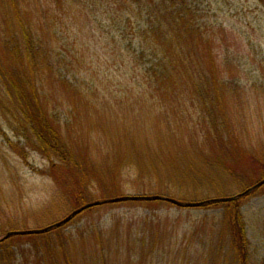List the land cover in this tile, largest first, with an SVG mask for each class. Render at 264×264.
I'll return each mask as SVG.
<instances>
[{"label":"trees","instance_id":"16d2710c","mask_svg":"<svg viewBox=\"0 0 264 264\" xmlns=\"http://www.w3.org/2000/svg\"><path fill=\"white\" fill-rule=\"evenodd\" d=\"M256 1L264 7V0ZM68 21L72 23L70 31ZM68 32L72 37L76 36L78 42L68 43V38L65 39ZM213 34L204 27L193 0H0V131L5 125V130L16 140L13 142L2 135L8 148L19 158L26 159L25 152L30 150L48 162L41 174L52 179L60 192L52 205L55 208L68 206L64 209L67 214L56 208V222L48 226L42 224L40 228L59 222L90 203L124 196L123 185L116 183L118 176L113 173L108 178L113 186L117 184L113 189L107 188L106 181L95 179L92 182L91 163L88 159H79L74 151L75 135L90 136L93 132L92 121L86 125L80 121L81 104L86 110L85 118L93 110L102 108L93 103L100 96L97 90L85 88L86 83L75 78L81 70L87 71L90 48L85 37L87 41L97 35L105 39L104 67L110 72L112 68L120 71L125 81H134L138 95L130 93L132 99L166 100L171 104L188 99V107L197 106V120L206 121L214 146H220L222 150L208 156V163L212 164L211 170L217 178L222 179L225 174L236 177L228 167V163L235 162L233 155L236 153V158L245 155L249 161L242 179L249 184L245 190L254 187L242 198L254 197L264 188V184L255 186L264 180V160L259 164L258 157L253 158L250 151H242L239 144L232 143L230 138L237 137L228 131L231 122L224 123V112L232 105L228 107L223 100L232 99L241 112L244 104L235 100L243 101L247 95L245 87L240 85L243 82L240 74L231 68L233 65L239 68L236 65L238 58L225 51L220 59L223 71L220 70ZM109 44L112 45L110 50ZM102 96L105 98L106 94ZM62 104L69 117L63 123L58 119L61 113H57ZM102 128L109 131L108 125ZM232 144L237 147L233 148ZM257 164L261 167L254 166ZM113 165L148 169V165L138 160L136 163L132 159L127 161L124 154L117 157ZM246 175L251 177L250 180L245 178ZM169 180L175 182L176 178ZM154 196L167 198L158 193ZM242 198L228 202L219 201L224 198L199 201L201 209L214 206L222 209L219 232L230 243V249L221 259H235L232 264H237L238 260L245 264L248 254L249 242L240 213ZM171 199L186 202L180 197ZM143 223H149L147 218ZM67 224L41 235H30L36 239L32 243L31 264H108L112 247L114 259L108 261L110 264H151L148 258L165 250L160 247L164 241L159 231L142 230L140 234L137 231L136 235L135 232L132 236L129 234L125 239L126 253H123L119 248L123 244L118 237L112 239L116 240L119 246L114 245L118 248L108 247L101 232L92 231V235H87L94 240L91 243L79 231L65 233ZM9 228V232L18 229L17 226ZM14 237L29 235L10 239ZM136 251L138 260L135 261L131 256L136 255ZM217 252L220 255L223 249L217 248ZM13 255L14 252L8 251L4 257L7 259L2 263L11 264ZM123 255L125 263L121 259ZM178 261L174 259L173 264Z\"/></svg>","mask_w":264,"mask_h":264},{"label":"rangeland","instance_id":"374dc122","mask_svg":"<svg viewBox=\"0 0 264 264\" xmlns=\"http://www.w3.org/2000/svg\"><path fill=\"white\" fill-rule=\"evenodd\" d=\"M193 2L204 27L214 33V48L220 70L223 71L220 59L225 51L238 58L239 63L236 65L239 68L234 65L231 68L235 70L234 73L240 74L243 81L240 85L245 87L247 96L243 101L235 100L236 103L244 104L241 112L237 105H233L232 99L223 100L228 107L232 105L227 109L228 112H224V123L231 122L228 131L238 138L231 137L230 141L239 144L242 151H250L253 158L258 157L260 162L258 159L257 162L260 164L264 160V7L256 0ZM67 23L70 31L72 23ZM70 33L65 35L68 43L78 42L76 36L74 38ZM84 40L90 48L87 71L81 70L75 74V78L80 83H86L85 88L97 90L100 96L93 103L102 108L88 113L87 121L84 115L86 110L81 104L80 121L82 125L92 121L93 132L90 136L75 135L74 151L79 159H88L91 163L92 182L95 179L106 181L109 184L107 188L113 189L117 184L113 186L108 179L113 173L118 176L116 183L123 185L124 196H153L158 193L169 199L180 197L181 201H186L184 205L209 199L236 200L247 194L236 196L246 191L249 185L248 181L245 180L246 184L242 180L249 167L245 155L236 158L235 153V162L228 163L236 177L225 174L221 179L213 174L208 156L222 150L220 146H214L206 121L197 120V106L188 107V99L173 104L166 100L132 99L130 93L138 95L134 81H125L120 71L112 68L110 72L104 67L102 55L107 49L105 39L97 35L88 41L85 37ZM108 47L110 50L112 45ZM101 92L106 94L105 98ZM63 105L57 109V113H61L58 118L61 123L68 117L64 113L67 108ZM72 123L79 126L78 122ZM104 125L109 126V131L102 128ZM5 127L2 125L0 131V239L9 232V227L17 226V231L37 230L56 222V208L68 213L64 210L68 208L67 205L56 208L52 205L60 197V192L52 179L41 174L48 167V162L30 150L25 152L26 159L11 152L2 135L13 142L16 140ZM191 132L195 135H187ZM232 145L233 148L237 147ZM123 154L127 161L132 159L136 163L138 160L148 165V169H137L135 165L130 168L113 165L114 160ZM254 166L261 167L258 164ZM246 177L247 180L251 178L249 175ZM169 178L176 180L174 182ZM211 208L185 209L167 202L107 204L76 215L63 231L72 234L79 231L85 237L92 235V231L101 232L99 235L106 239L103 242H107L108 247L114 244L119 246L116 240H112L118 237L123 244V247H119L123 253H126L125 239L129 234L132 236L135 232L136 235V231L140 234L142 230L159 231L164 241L160 247L165 250L148 258L151 264H173L174 259L179 260L177 264H232L235 259H221L230 249V243L219 232L222 209H215L218 206ZM240 213L249 242L244 262L264 264L263 187L254 197L242 198ZM146 218L149 223L144 225L143 220ZM42 224L46 226L40 228ZM30 237L8 238L0 243V264H3V259H7L4 257L10 250L14 252L11 264H31L34 255L32 243L36 239ZM88 239L94 243L92 237ZM217 248L223 249L220 255ZM113 250L112 247L108 261L114 259ZM134 254L131 259L136 261L138 251ZM124 255L121 257L123 263L126 258ZM237 264L242 262L238 260Z\"/></svg>","mask_w":264,"mask_h":264},{"label":"water","instance_id":"95a60500","mask_svg":"<svg viewBox=\"0 0 264 264\" xmlns=\"http://www.w3.org/2000/svg\"><path fill=\"white\" fill-rule=\"evenodd\" d=\"M264 183L261 182L259 185H262ZM248 191L238 195L237 197H241L243 195H245ZM229 200H232V199H224L222 201H229ZM124 201H147V202H153V201H162V202H167V203H170L172 205H175L177 207H185V208H194V207H199L201 206V203H196V204H182V203H179L175 200H172V199H169V198H163V197H159V196H152V197H122V198H118V199H113V200H108V201H104V202H95V203H91V204H88L76 211H74L69 217L65 218L64 220H62L61 222L59 223H56L54 224L53 226L51 227H48L46 229H43V230H33V231H25V232H11V233H8L7 235H5V237L3 239L0 240L3 241V240H6L8 239L9 237L11 236H24V235H34V234H42V233H45L47 232L48 230L52 229V228H58L64 224H66L67 222H69L71 220L72 217H74L75 215L81 213L82 211L88 209V208H91V207H96V206H100V205H103V204H108V203H118V202H124Z\"/></svg>","mask_w":264,"mask_h":264},{"label":"bare ground","instance_id":"6f19581e","mask_svg":"<svg viewBox=\"0 0 264 264\" xmlns=\"http://www.w3.org/2000/svg\"><path fill=\"white\" fill-rule=\"evenodd\" d=\"M43 229H45V228H43ZM43 229H37V230H43ZM28 231H33V230H28Z\"/></svg>","mask_w":264,"mask_h":264}]
</instances>
